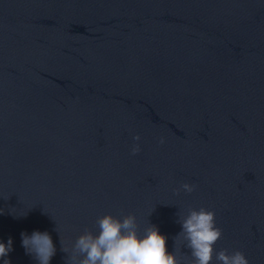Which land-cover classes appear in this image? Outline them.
Masks as SVG:
<instances>
[{
	"label": "water",
	"instance_id": "water-1",
	"mask_svg": "<svg viewBox=\"0 0 264 264\" xmlns=\"http://www.w3.org/2000/svg\"><path fill=\"white\" fill-rule=\"evenodd\" d=\"M201 207L217 252L264 264V0H0L11 264H38L21 243L33 231L51 235L50 264H72L109 213L156 225L190 264L178 221Z\"/></svg>",
	"mask_w": 264,
	"mask_h": 264
},
{
	"label": "clouds",
	"instance_id": "clouds-1",
	"mask_svg": "<svg viewBox=\"0 0 264 264\" xmlns=\"http://www.w3.org/2000/svg\"><path fill=\"white\" fill-rule=\"evenodd\" d=\"M134 139L139 140L140 137L137 135ZM163 142L161 138L160 143ZM139 152V145H135L132 155ZM195 187L183 183L174 191L177 195L181 189L192 193ZM215 215L214 210L201 207L198 210L189 209L187 215L179 219L182 230L176 237H182L184 247L189 250L190 264H212L214 257L217 264H249L242 251H216L214 246L222 238L223 230L217 227ZM96 224L98 234L85 230L76 238L72 247V264H182V256H178L175 251H168V237L151 223L141 232L134 214L123 218L105 214L97 219ZM12 243L11 238L6 244L0 242L3 264H11L7 257L13 250ZM21 243L26 254L33 256L38 264H50L56 254L52 237L46 231H33L31 235L21 233ZM62 251L68 253L63 247Z\"/></svg>",
	"mask_w": 264,
	"mask_h": 264
}]
</instances>
